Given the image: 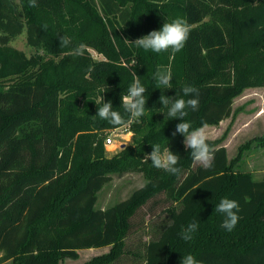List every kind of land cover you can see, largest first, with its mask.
Instances as JSON below:
<instances>
[{
    "label": "trees",
    "instance_id": "obj_1",
    "mask_svg": "<svg viewBox=\"0 0 264 264\" xmlns=\"http://www.w3.org/2000/svg\"><path fill=\"white\" fill-rule=\"evenodd\" d=\"M37 3L0 0V263L60 264L78 258L80 249L109 246L83 264H119L129 252L132 217L164 192L169 222L135 252L144 264H180L189 253L202 264H264V176L236 166L216 139L209 138L212 167L194 164L184 137L172 135L181 121L159 103L161 94L180 98L193 85L199 109L185 119L194 128L218 125L231 116L240 91L264 86V0ZM177 17L191 25L181 52H145L130 42ZM24 32L47 56L11 44ZM60 37L71 40L69 47L59 45ZM157 66L170 69L171 89L157 88ZM137 76L148 98L133 124L141 131L138 144L108 157L106 131L121 126L93 118L95 102L103 96L129 120L120 95ZM156 144L179 154L178 175L144 161ZM123 168L144 172L147 182L127 199L97 207L99 191ZM225 197L241 208L231 232L215 211ZM194 220L199 228L186 242L180 233Z\"/></svg>",
    "mask_w": 264,
    "mask_h": 264
},
{
    "label": "rangeland",
    "instance_id": "obj_2",
    "mask_svg": "<svg viewBox=\"0 0 264 264\" xmlns=\"http://www.w3.org/2000/svg\"><path fill=\"white\" fill-rule=\"evenodd\" d=\"M11 44L29 56L35 54L44 57L47 54L43 49L34 48L28 44L26 32L17 36ZM91 51L96 57H101L95 50L91 49ZM50 57H54V55H50ZM123 95H125L124 92L120 95V99ZM135 122L141 121L140 119L138 121L132 120L131 123L123 125L130 128L129 132H125L123 126L119 127L124 132L115 136L114 143L106 144L104 140L108 157L119 153L128 145L137 146V137L140 136L141 131L136 132V125H133ZM206 133L210 139L219 140L220 144L227 147L229 159L238 160L236 166L250 170L256 179L263 178L264 86H248L240 91L234 98L231 116L218 125H208ZM147 180L146 174L139 170L123 168L115 171L112 174V179L99 191L97 207L107 208L127 199L134 190L142 187ZM170 203L171 201L162 192L137 211L132 217V227L126 238L129 252L125 254L119 264H144L143 258L136 257L135 252L142 253L144 245L156 235V232L164 224L169 222L165 208ZM109 250V246L83 248L79 250L78 258L65 257L60 261V264H83L94 256ZM0 264H12V261H3Z\"/></svg>",
    "mask_w": 264,
    "mask_h": 264
},
{
    "label": "clouds",
    "instance_id": "obj_3",
    "mask_svg": "<svg viewBox=\"0 0 264 264\" xmlns=\"http://www.w3.org/2000/svg\"><path fill=\"white\" fill-rule=\"evenodd\" d=\"M28 6L38 7L37 0H28ZM191 33V25L186 19L177 17L171 22H165L159 30H153L147 35L137 38L134 43L138 48L145 52L164 53L171 50L174 55L181 52ZM126 41H129L125 39ZM71 40L68 37H60V46L69 47ZM84 45H79L73 51L77 54L83 49ZM156 81L157 88L165 87L171 89L172 74L169 68L157 66L153 76ZM146 88L141 84L139 77L129 86L127 94L121 96V105L124 112L128 114L129 120H125L124 115L119 111H115L112 102L109 100L104 102L103 96L95 102L98 106L97 113L93 118L99 117L101 120L107 121L113 126H123L131 123L132 120L138 121L145 114ZM183 96L180 98L169 97L161 94L159 103L167 108V116L172 119H179L181 122L176 125L172 135L180 134L184 137L183 144L185 149H190V155L194 164H199L207 169L212 167L214 161V151L209 143V137L206 133L207 123H202L200 127L194 128L192 123L185 119L188 111L193 112L199 109V89L193 85L186 84L182 88ZM184 97H187L185 99ZM134 146V145H133ZM153 150L150 154H146L144 161H151L153 167L161 169L171 175H178L181 169L177 166L181 160L179 154L173 153L169 147L164 149L159 144L152 145ZM215 211L222 215L220 227L231 232L240 220L239 212L241 211L239 202L230 198H222L215 206ZM199 228V221L194 220L183 228L180 236L184 241H191L194 234ZM180 264H202L201 261L189 253L181 258Z\"/></svg>",
    "mask_w": 264,
    "mask_h": 264
},
{
    "label": "built area",
    "instance_id": "obj_4",
    "mask_svg": "<svg viewBox=\"0 0 264 264\" xmlns=\"http://www.w3.org/2000/svg\"><path fill=\"white\" fill-rule=\"evenodd\" d=\"M122 128H119V127H116V128H113L111 130H109L107 133H106V136H105V142L106 144H111V143H114L115 142V136L118 135V134H123L122 132H129V127L128 126H123V129L124 131L120 130Z\"/></svg>",
    "mask_w": 264,
    "mask_h": 264
}]
</instances>
